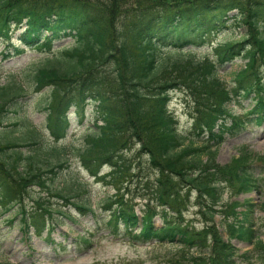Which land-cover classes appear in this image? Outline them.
I'll return each mask as SVG.
<instances>
[{
	"label": "trees",
	"instance_id": "obj_1",
	"mask_svg": "<svg viewBox=\"0 0 264 264\" xmlns=\"http://www.w3.org/2000/svg\"><path fill=\"white\" fill-rule=\"evenodd\" d=\"M262 22L264 0H0V38L13 52H3V58L21 56L26 48L50 55L35 74V86L52 90L48 128L53 138L52 145H46L29 123L20 137L0 141V207L5 212L18 208L27 235L54 231L48 200L41 195L32 199L30 211L25 202L36 188L61 195L53 190L50 176L69 166L60 158L66 149L59 146L71 128L67 114L90 103L96 108L95 123L80 158L98 182L117 190L105 204L113 209L104 221L115 235L124 231L134 244H171L182 253L194 249L202 256L192 257L193 264H264V233L252 218L255 208L264 213V202L258 207L249 200L226 206L224 214L234 218L226 224L227 240L210 226L226 188L236 195L264 191V154L244 148L231 164L216 161L227 136L254 123L264 125ZM24 25L20 45L13 46L11 28ZM242 26L247 33L240 40L217 44L215 60L196 59L197 49ZM67 39L76 45L55 52L56 44ZM239 58L248 63L229 88L219 71ZM175 91L185 92L197 105L198 117L188 132L179 130L169 109ZM23 92L20 85L0 87V125L7 105ZM252 95L249 113L236 116L228 109L238 96ZM30 146L31 152L18 150ZM133 147L155 171L153 179L143 175V169L136 175L127 155ZM103 166L111 171L100 176ZM133 177L145 180L141 189L149 193L135 197L147 200L141 215L135 198L127 200L116 185ZM73 205L87 214L96 212ZM191 206L206 219L204 228L186 221ZM237 207L244 210L237 212ZM234 240L251 245L252 251L239 254ZM76 241L90 246L86 235Z\"/></svg>",
	"mask_w": 264,
	"mask_h": 264
},
{
	"label": "rangeland",
	"instance_id": "obj_2",
	"mask_svg": "<svg viewBox=\"0 0 264 264\" xmlns=\"http://www.w3.org/2000/svg\"><path fill=\"white\" fill-rule=\"evenodd\" d=\"M16 31L11 28L13 38L11 42L18 46V36L24 31ZM264 35V22L260 26ZM247 33V27L232 28L215 37L214 43L195 51L198 60H215L217 56L216 45L227 40H240ZM76 45L75 40L68 39L59 42L55 46L57 50L72 48ZM7 42L0 38V87L21 86L24 89L23 97L15 103H9L6 107L7 114L3 124L0 125V141L5 143L13 140L22 134V121L25 119L31 122L34 127L40 130L46 145H52L50 130L48 128L49 107L52 103V90L49 87L36 90L35 74L42 68L50 55L42 54L34 49L26 48L21 56H13L5 60L3 52H12V48L6 49ZM247 60L238 59L226 65L219 71L222 81L232 88L235 85L236 74L244 68ZM264 71V70H263ZM264 76V72H262ZM228 108L233 115H243L254 107V95L251 98H236ZM2 101L0 100V103ZM196 103L186 93L176 91L172 94L170 111L177 120L179 130L189 131L195 124L198 117ZM95 105L87 104L82 111L76 108L70 110L72 126L68 137L61 143L66 153L60 156L62 161L69 163L68 167L57 168L53 177V190L61 195L50 197L46 192L43 196L49 199L54 213V231L48 230L42 237L36 236L34 232L25 233L22 228V214L17 209L5 212L0 207V264H193L191 258H198L202 255L195 250L182 253L179 248L169 244H132L125 232L114 235L113 229L107 227L104 221L108 218L112 207H106L112 195H115L111 186L97 183L98 180L91 175L82 165L80 154L87 145V138L94 127ZM17 123L16 127L13 124ZM10 127V128H9ZM4 128V129H3ZM4 130V131H3ZM13 132V133H11ZM22 143V142H20ZM247 148L254 155L264 154V125L257 124L248 126L235 137H226L225 142L218 148L217 162L221 165L231 164L239 156L241 150ZM34 147L18 148L19 151L31 152ZM135 148H132L128 157L134 158ZM60 163V162H59ZM68 165V164H67ZM133 167L143 168V174L154 177L155 172L147 166L145 157H138L132 163ZM105 167L103 172H109ZM138 172V170H137ZM144 182H138L137 178L123 183L122 192L127 200L138 195L149 194L141 189ZM118 185V184H116ZM38 188L32 191V197H38ZM152 199V196H150ZM192 198V203L195 201ZM253 201L260 205L264 201V193L253 192L250 194L236 195L230 189L223 194L221 204L216 209V214L211 227H215L226 238V223L233 221V217H227L223 211L232 202L243 203ZM32 198L26 201V208L30 211ZM74 203L90 206L95 215L86 214L74 207ZM137 213L140 214L146 207L145 200L135 199ZM223 205V206H222ZM238 208L237 211H241ZM254 220L258 225L263 226L264 215L258 209L254 212ZM186 221L192 222L198 228L205 227V218L198 214V210L191 206L185 216ZM156 224H162L161 219L156 217ZM264 232V228H263ZM86 235L90 239V246L80 244L76 241L79 235ZM234 246L240 254L250 251L251 246L240 241H233ZM254 264H260L255 262Z\"/></svg>",
	"mask_w": 264,
	"mask_h": 264
}]
</instances>
